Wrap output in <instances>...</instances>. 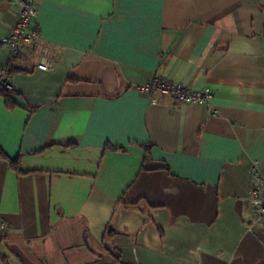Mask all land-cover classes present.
Returning a JSON list of instances; mask_svg holds the SVG:
<instances>
[{"label": "crops", "instance_id": "1", "mask_svg": "<svg viewBox=\"0 0 264 264\" xmlns=\"http://www.w3.org/2000/svg\"><path fill=\"white\" fill-rule=\"evenodd\" d=\"M32 1L36 44L0 48V264H264V0Z\"/></svg>", "mask_w": 264, "mask_h": 264}, {"label": "built area", "instance_id": "2", "mask_svg": "<svg viewBox=\"0 0 264 264\" xmlns=\"http://www.w3.org/2000/svg\"><path fill=\"white\" fill-rule=\"evenodd\" d=\"M16 8L17 18L8 33L0 37V48H7L13 53L31 48L39 38V30L35 25L34 17L36 6L32 0H7ZM54 65V58L49 61H40L36 64L39 69L49 70ZM0 82L10 87L7 76L0 71ZM134 88L144 93H160L178 102L190 104H206L211 93L208 89L190 90L184 84L167 81L163 78H155L144 83H137ZM251 186L248 202L253 207L256 215L264 220V177L252 169ZM6 230V222L0 218V234Z\"/></svg>", "mask_w": 264, "mask_h": 264}, {"label": "trees", "instance_id": "3", "mask_svg": "<svg viewBox=\"0 0 264 264\" xmlns=\"http://www.w3.org/2000/svg\"><path fill=\"white\" fill-rule=\"evenodd\" d=\"M3 72L5 75H9V71L3 69ZM0 96L3 98L4 100V104L6 105L7 108H12L15 107L17 104L13 99L14 96V90L11 87H6L4 86L1 82H0ZM0 157H6L5 153L3 152L2 148L0 147ZM9 165L12 169H14L16 172H21L20 167H19V159L18 157H14V158H9ZM109 231L106 230L104 232V236L103 239L107 238ZM2 235H0V241H2ZM109 251V249H108ZM110 253L113 256V253L110 250Z\"/></svg>", "mask_w": 264, "mask_h": 264}]
</instances>
